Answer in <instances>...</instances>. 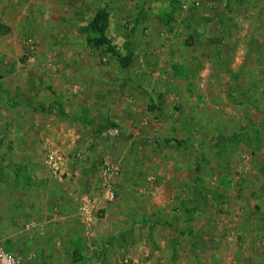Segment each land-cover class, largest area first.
Listing matches in <instances>:
<instances>
[{
  "label": "rangeland",
  "instance_id": "rangeland-1",
  "mask_svg": "<svg viewBox=\"0 0 264 264\" xmlns=\"http://www.w3.org/2000/svg\"><path fill=\"white\" fill-rule=\"evenodd\" d=\"M29 1L0 0V243L21 264H264V0H69L67 26ZM105 9L126 66L97 43ZM108 162L117 199L85 214Z\"/></svg>",
  "mask_w": 264,
  "mask_h": 264
},
{
  "label": "built area",
  "instance_id": "built-area-1",
  "mask_svg": "<svg viewBox=\"0 0 264 264\" xmlns=\"http://www.w3.org/2000/svg\"><path fill=\"white\" fill-rule=\"evenodd\" d=\"M30 46L27 50V56L31 58L33 55L32 41L27 43ZM111 135L116 136L119 134L118 130H110ZM47 165L49 168L56 172L62 169L63 158L60 155L50 152L48 156ZM122 166L120 163L108 162L104 165L101 175V193L97 199H87L86 202L81 206L82 212L85 214H90L91 210L98 207V203H113L117 199V184L118 179L122 175ZM31 226H35L34 222H31ZM23 261L22 256L17 252L8 249L3 244L0 243V264H21Z\"/></svg>",
  "mask_w": 264,
  "mask_h": 264
},
{
  "label": "crops",
  "instance_id": "crops-1",
  "mask_svg": "<svg viewBox=\"0 0 264 264\" xmlns=\"http://www.w3.org/2000/svg\"><path fill=\"white\" fill-rule=\"evenodd\" d=\"M66 1L69 2V0H30L29 4H28L29 6L28 5L24 6V8L31 7V12H28L30 21H33L34 19L38 20L40 17L45 15L44 17L49 16V20L51 19L52 21H56V23H60V24L64 23L65 26H67L69 23L73 22L72 19H75V20H77V19L74 18L75 17L74 16L75 15V11H74L73 14H71V12L69 10L65 9L64 12L59 13L58 7L59 6H64L65 7L66 3H68ZM67 7H68V5H67ZM23 9H21V10H23ZM39 10H40L41 14H44V15H38L37 11H39ZM14 12L17 13V9H15ZM22 13H23V15L25 13H27L26 9H24L22 11ZM76 15H77V13H76ZM19 17H20L19 20H21V18H22L23 22H25V19L23 18V16H19ZM77 21L79 22L81 20L78 19ZM59 27L62 28V30L64 28H66L64 26L63 27L59 26ZM39 226L40 225H38V227ZM39 229H41V228L39 227ZM39 229H37V230L39 231ZM42 233L45 234L44 232H42Z\"/></svg>",
  "mask_w": 264,
  "mask_h": 264
},
{
  "label": "trees",
  "instance_id": "trees-1",
  "mask_svg": "<svg viewBox=\"0 0 264 264\" xmlns=\"http://www.w3.org/2000/svg\"><path fill=\"white\" fill-rule=\"evenodd\" d=\"M109 14L107 9L103 10L102 13L99 14L92 23L93 28L96 32H98L101 35V39L97 40V43L104 44L108 47V50L111 51L118 59L121 66H126L125 60L121 58V56L118 54L116 48L112 45L111 40L108 39L105 30L107 28ZM129 60V59H128Z\"/></svg>",
  "mask_w": 264,
  "mask_h": 264
}]
</instances>
